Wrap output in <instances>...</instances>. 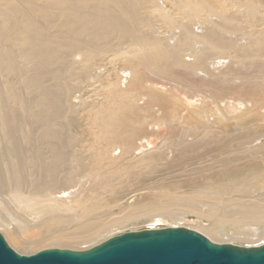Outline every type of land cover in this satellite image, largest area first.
<instances>
[{"label": "rangeland", "instance_id": "374dc122", "mask_svg": "<svg viewBox=\"0 0 264 264\" xmlns=\"http://www.w3.org/2000/svg\"><path fill=\"white\" fill-rule=\"evenodd\" d=\"M120 1L121 10L116 0H0V40L19 77L37 74L52 109V146L65 158L59 189L42 203L59 210L45 218L62 235L82 223L93 235L103 227L96 238L60 246H33L46 235L34 231L18 251L1 235L23 255L167 227L203 235L215 226L224 233L216 243L254 245L264 221L246 228L239 213L264 200V0ZM91 15H108L115 28ZM191 29L216 39L202 44ZM197 54L208 74L178 67L197 66ZM4 72L28 105L23 78ZM242 101L248 110L233 112L231 103ZM9 209L15 225L18 212ZM245 232L254 243L234 237Z\"/></svg>", "mask_w": 264, "mask_h": 264}, {"label": "bare ground", "instance_id": "6f19581e", "mask_svg": "<svg viewBox=\"0 0 264 264\" xmlns=\"http://www.w3.org/2000/svg\"><path fill=\"white\" fill-rule=\"evenodd\" d=\"M116 5L118 6L119 10H121L120 0H116ZM91 16V22H96L97 24L101 23L103 26L115 28V24L107 20L109 19L108 15L99 16V20H97V17L96 19H92L93 15ZM76 20L79 19L76 18ZM185 31L187 32L189 30L187 29ZM191 32L193 36L197 35V37L202 38V44L210 43L211 41H214L216 39V37H213V32L211 34V30L196 32L191 29ZM260 44L264 47V39L261 40ZM36 46L37 43L36 45L34 43L31 45L33 51L37 48ZM7 51L8 50L6 48V45L0 40V229L8 243L16 251H18L17 247H19V245L31 243V241L28 240L36 236V233L34 231H39L42 234L46 235H44L39 240L32 242L31 244H33V246H45L44 244L48 242L57 244L59 246L62 244L76 245V243L82 240H91L93 238H96V236H98L103 230V227H100L97 230L96 234L93 235L90 234L92 226L87 223H82L80 225H77V228L73 234L62 235V233L56 234L53 231V225L57 222V220H54L52 218H45L50 212L59 210V207L55 204L51 206H45L42 203L46 200L50 201L51 193L54 190L59 189L57 187L58 178L60 177L59 172L61 166L65 162V158L62 153H58V151H56L52 146V139L54 138L53 134L51 133V129L53 127V124L51 122L52 109L48 104L42 103V95L38 92L37 81L34 79L37 78V74L35 73L33 75L34 78H25L21 76L23 78L22 79L21 77H19V71L10 64L12 55L10 53L8 54ZM49 52L47 53L49 54V57L51 59V56L53 55ZM47 53H45L46 55L44 53L42 54H44V56H46L47 58ZM36 55L38 54L36 53ZM38 56H36V58L39 61L40 57ZM46 58L44 60H47ZM210 61L211 60H209L208 62ZM228 61L231 62L230 60ZM41 62L39 61V64ZM180 63L183 70L193 74L194 76L199 75L197 71L198 69H202V67L207 72V74L209 73V68L206 69L207 66L205 67V65L203 64L204 62L202 63V61H200L198 54L197 66L188 64L189 62L185 63L184 61L180 60L178 67ZM212 64L210 65L213 66ZM206 65L208 64L206 63ZM5 70H11L13 73L12 75L16 76L15 78L18 77V79H22L20 82L22 83L23 81V84L27 88L28 95H30L28 98V105L26 104L22 94L20 93V84L17 83V86H19L18 88H15L16 86H10V82L8 80H5ZM124 77L126 78V76ZM13 85H16V83ZM195 102L197 101L186 99V103L189 106L194 104ZM242 102H237L236 104L231 103L230 108L233 110V112H242L248 110V106L246 105L247 102L246 104L245 101ZM45 106H47L48 108H45ZM41 122L43 124L40 126ZM42 147H44L43 151ZM62 194H65V192H63ZM72 195H74V193L69 192L66 193L65 196L60 197V199H68ZM261 202L262 203L258 202L250 204L248 205V207L244 208L245 210H243V208L241 207L242 211L239 213V218L244 221L245 224L243 226H248V224L254 225L255 222L261 223L260 221H264V219L259 220L257 218H264V200H262ZM11 204L18 212V215L16 213L15 218H13L14 216L12 217V221H14L15 223L17 221V224L15 225H13L12 222L8 219L10 212H12V210L9 211V208H11ZM236 220L237 219L232 218L227 222L233 224L234 222H237ZM261 224H264V222ZM200 231L204 232L203 235H207V237L212 239L211 241L213 242L214 239L220 234L224 235V233L222 232V234L220 232V229L215 226H213V231L204 227L201 228ZM245 231L248 232L247 229ZM263 231L264 230H261L262 233ZM262 233L261 235L264 234ZM242 235L246 237V242H251L247 239L250 235L246 232L245 234L240 233L239 236L237 235L234 237H240ZM221 237L222 236H220V238ZM257 237H259V235ZM255 244L250 246L247 245L245 247H257L263 245L264 236L256 240Z\"/></svg>", "mask_w": 264, "mask_h": 264}, {"label": "water", "instance_id": "95a60500", "mask_svg": "<svg viewBox=\"0 0 264 264\" xmlns=\"http://www.w3.org/2000/svg\"><path fill=\"white\" fill-rule=\"evenodd\" d=\"M0 264H264V244L215 243L184 227L129 231L86 250L51 248L23 255L0 233Z\"/></svg>", "mask_w": 264, "mask_h": 264}]
</instances>
